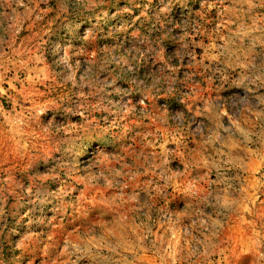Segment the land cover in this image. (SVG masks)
<instances>
[{"label":"clouds","instance_id":"obj_1","mask_svg":"<svg viewBox=\"0 0 264 264\" xmlns=\"http://www.w3.org/2000/svg\"><path fill=\"white\" fill-rule=\"evenodd\" d=\"M0 264H264V0H0Z\"/></svg>","mask_w":264,"mask_h":264}]
</instances>
